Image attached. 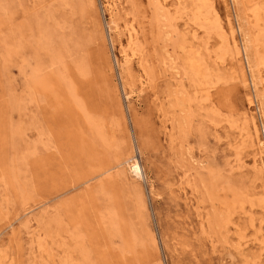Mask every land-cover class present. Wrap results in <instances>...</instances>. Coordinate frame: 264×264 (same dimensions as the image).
Instances as JSON below:
<instances>
[{"label": "rangeland", "instance_id": "rangeland-1", "mask_svg": "<svg viewBox=\"0 0 264 264\" xmlns=\"http://www.w3.org/2000/svg\"><path fill=\"white\" fill-rule=\"evenodd\" d=\"M0 264H264V0H0Z\"/></svg>", "mask_w": 264, "mask_h": 264}, {"label": "bare ground", "instance_id": "bare-ground-1", "mask_svg": "<svg viewBox=\"0 0 264 264\" xmlns=\"http://www.w3.org/2000/svg\"><path fill=\"white\" fill-rule=\"evenodd\" d=\"M258 6V5H257ZM256 6V7H257ZM259 8H260V6H259ZM257 10H258V7H257ZM256 13H257V11H256ZM254 15H255V13H253ZM132 37V36H131ZM126 55V54H125ZM125 57H128V55H126ZM13 93V92H12ZM129 165V169H130V171L132 172V173H134V174H142V171H141V167H140V165H139V163L137 162V161H133V162H131L130 164H128ZM21 169V168H20Z\"/></svg>", "mask_w": 264, "mask_h": 264}]
</instances>
